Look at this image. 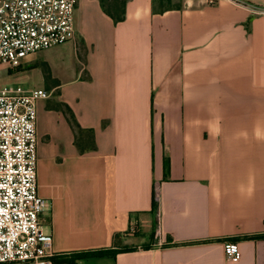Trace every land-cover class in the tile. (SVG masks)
I'll return each mask as SVG.
<instances>
[{"label":"crops","instance_id":"obj_1","mask_svg":"<svg viewBox=\"0 0 264 264\" xmlns=\"http://www.w3.org/2000/svg\"><path fill=\"white\" fill-rule=\"evenodd\" d=\"M168 1L125 0L114 21L77 0L74 39L16 71L49 92L36 175L55 264H264V15Z\"/></svg>","mask_w":264,"mask_h":264},{"label":"built area","instance_id":"obj_2","mask_svg":"<svg viewBox=\"0 0 264 264\" xmlns=\"http://www.w3.org/2000/svg\"><path fill=\"white\" fill-rule=\"evenodd\" d=\"M225 1L264 15V4ZM76 5L77 0H0V68L18 69L26 57L73 40ZM48 97L42 88L0 89V264H55L36 175V103ZM129 231H135L133 224ZM224 254L227 260L238 259V244L225 242Z\"/></svg>","mask_w":264,"mask_h":264},{"label":"rangeland","instance_id":"obj_3","mask_svg":"<svg viewBox=\"0 0 264 264\" xmlns=\"http://www.w3.org/2000/svg\"><path fill=\"white\" fill-rule=\"evenodd\" d=\"M156 3L161 4L162 7L170 5V1L167 0H156ZM13 71L8 72L6 69L0 68V89L17 92L18 90L27 91L37 88L41 78L40 68L23 72H16L17 69Z\"/></svg>","mask_w":264,"mask_h":264},{"label":"trees","instance_id":"obj_4","mask_svg":"<svg viewBox=\"0 0 264 264\" xmlns=\"http://www.w3.org/2000/svg\"><path fill=\"white\" fill-rule=\"evenodd\" d=\"M168 1V0H167ZM102 8L104 11L112 17L114 21H120L124 18V4L125 0H100ZM33 66L28 67V69L32 68ZM88 253L78 254V258L80 256H84ZM55 261V257H54ZM56 262V261H55ZM68 264H73L71 259L67 260Z\"/></svg>","mask_w":264,"mask_h":264}]
</instances>
